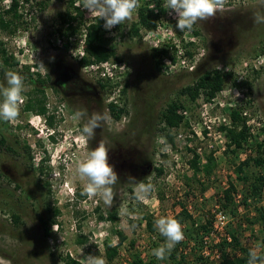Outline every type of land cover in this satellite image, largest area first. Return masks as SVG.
I'll return each instance as SVG.
<instances>
[{"label":"rangeland","instance_id":"rangeland-1","mask_svg":"<svg viewBox=\"0 0 264 264\" xmlns=\"http://www.w3.org/2000/svg\"><path fill=\"white\" fill-rule=\"evenodd\" d=\"M19 1L22 3L18 13L24 15L25 24L14 34L0 32V41L12 57L17 47L23 45L33 51L40 49V56L43 57L34 54V58L29 59L25 56L27 63H38L34 66H20L13 58L17 64L16 69L28 66L31 72L43 75L46 72L45 61L56 58L59 65L53 67L56 74L53 75L52 85L45 92L48 114L53 113L54 116L53 126H49L43 116L24 112L27 99L20 105L19 116L15 120L5 121L0 118V136L5 139V146L12 150L8 152L0 148V257L11 260V264H63L60 257L70 255L82 263L88 256L87 250L101 255L104 244L115 246L118 242L116 231H119L127 239L119 247V256L112 264H132L136 255L146 261L151 255L152 241L155 240V235L146 227V216L152 218L156 227L160 217L174 218L181 210V205H189L191 209L188 213L195 219L212 220V211L216 207L221 209L218 195L230 183L237 191L234 203L238 211L236 216L224 211L228 219L227 226L237 232L244 246L260 252L262 229L258 224L249 227L245 221V217H251L253 212L241 206L244 185L238 179L236 167L248 155L254 154L252 148L255 144L264 141V53H261L264 51V23H255L253 19L254 13L264 12V0L246 5L236 4L233 8L223 6L214 17L199 21L194 26L199 35L192 33L195 41L186 46L187 66L173 73L162 71L166 59L175 60V53L170 48L172 39H169V44L162 43L164 34H159L155 40L157 46H154L153 39L146 38L147 34L141 33L142 30L138 36L130 35V29L137 20V8L131 19L116 25L117 39L102 38L105 47L113 50L120 58L110 60L123 63L124 67V72L115 83L108 82L110 87L107 91L94 90L97 82L107 81L90 78L77 65L78 60L72 59L63 49L50 46L51 39L60 38L63 42L69 37H61L54 31L60 25L58 16L67 9L69 0H50L45 7L37 4L39 0ZM146 1L139 0V6ZM155 6L160 10L161 2ZM0 8L8 9L6 0H0ZM88 24L89 20L84 18V25L75 35L80 36ZM186 31L180 32L175 27L177 37ZM104 33L101 30V37ZM165 36V41H168V34ZM162 48L167 54L156 60L161 61V69L158 70L152 53ZM71 69L94 88L82 87L80 82L69 79L64 91L56 93L54 88H57L59 81H64V76L72 73ZM213 69L232 73L215 98L218 103L213 106L215 102H207L203 96L195 102L179 96L185 106L180 113L186 112L190 119L197 122L207 104L211 117L221 114L225 118L223 125H229L230 109L239 108L241 113L246 112V116H243L248 121L246 125L252 137L248 150L236 156L225 152L226 140L223 146L219 138L213 137L203 140L202 144L196 139L191 141V146L203 148L205 159V162L199 163L200 172L196 173L189 165L192 153L188 148L191 147L178 137L179 134L184 137L190 134L188 121L185 120L186 124L173 129L174 144L169 145L158 131L161 127L159 118L165 106L177 98L179 90ZM8 71L10 69L3 70L0 63V85L4 87H8ZM246 81L252 82L251 88L245 84ZM23 82L25 90L22 94L27 98L31 86ZM124 87L126 92L123 95ZM82 90L90 92V96L94 97V102L87 107L81 102H73L70 97L71 93ZM2 101L3 96L0 95ZM109 102L125 105L126 114L121 120L114 121L110 117L105 107ZM82 109L87 110L88 116L101 113L104 117L102 126L94 129V135L87 145L82 143L80 135L88 117L76 118V113ZM220 125L223 126L217 124L216 133L220 131ZM102 139L107 142L108 163L118 177L111 205L105 203L99 194H87V180L81 179L77 173L78 165L86 159L88 151L94 150ZM207 143H211L214 149L210 150ZM24 145L29 147L31 160L23 150ZM126 150L134 156L142 154L154 167L161 166L164 170L159 177L154 172L149 175L147 182L153 185V190L147 201L138 199L136 184L127 183L124 172L114 169L112 160L119 158L121 152ZM208 156L212 157L214 168L206 175L203 167L207 164ZM43 158H47L45 165L50 170L47 177L51 185L50 194L39 186L40 177L36 172ZM4 167L9 170L8 175H4ZM246 173L250 176L256 173L264 175V169L249 167ZM16 186L19 189L16 190ZM257 206L264 207V192ZM46 207L58 223L48 239L44 238L38 219ZM110 212H116L115 222L107 219ZM12 213L19 215V225L13 223ZM212 259L216 261L214 257Z\"/></svg>","mask_w":264,"mask_h":264},{"label":"trees","instance_id":"trees-1","mask_svg":"<svg viewBox=\"0 0 264 264\" xmlns=\"http://www.w3.org/2000/svg\"><path fill=\"white\" fill-rule=\"evenodd\" d=\"M8 9L1 10L0 8V32L3 34H14L19 27L25 24L23 19L24 15L18 13L19 11V0H10ZM28 2L29 0H24ZM50 0H39L37 3L40 7L47 6ZM60 1V0H59ZM161 0H147L144 4H141L137 9V20L132 25L130 29L131 36H138L140 30L145 29L147 31H155L158 27L159 13H154L151 9L152 4H159ZM60 25L55 28V32L61 37H68L79 33L82 26L84 25L83 15L80 13L74 14L72 2L69 0L67 3V9L59 14L58 16ZM103 20L97 18L96 24H90L86 27V39H85V51L86 56L77 62L79 67L86 66L93 62L99 63L103 61H108L111 58L115 60H120L113 50L105 47L101 38ZM176 27V24H175ZM191 32L194 35H199V31L193 27ZM261 53H264L262 51ZM167 51L162 49H155L152 53V59L155 61L156 68L161 69V61H157L158 58L166 55ZM172 58V56H171ZM53 60V61H52ZM48 62V63H47ZM44 62L45 74L41 75L39 72H31L30 67L24 66L21 69H16V63L12 56H10L7 50L4 48L3 42L0 41V63L1 68L6 70L16 72L23 77V80L31 86L30 91L27 93V101L24 106V112L27 114H34L38 116H43L46 118V122L49 126H53L54 116L48 114L47 104H46V88L50 87L53 82V75L56 74L53 71L54 66H58L56 58H52L49 61ZM53 62V63H51ZM159 63V64H158ZM53 71V72H52ZM72 73L64 76V81H59L57 85L62 82L68 85V80L80 82L82 87L90 88L92 85L85 82L80 75L71 69ZM232 76V73H222L218 70H211L198 76V78L190 85L183 87L178 91L177 98L169 102L160 115V122L158 131L165 138L166 144H174V136L172 134L173 129L179 128L182 124H186L184 116L180 113L185 106L180 101V97H185L189 102H195L200 96H203L204 100L207 102L213 100L217 95L223 90L224 83L227 77ZM77 82V83H78ZM245 84L251 88L252 82L246 81ZM88 87H87V86ZM110 87L108 82L101 83L97 82L94 90L97 91H107ZM125 88L122 90V94H125ZM56 93L60 92V89L54 88ZM106 109L110 117L114 121H119L122 119L123 115L126 114L125 105L116 104L114 102H109L106 104ZM230 124L223 125L219 127V130L225 132L226 138V153L237 155L242 151L248 150L250 144V139L252 135L247 127L246 118L242 115L239 108L231 109L229 114ZM53 140V137H51ZM5 139L0 136V148L12 152L8 146H5ZM24 152L31 160L29 155V147L24 145ZM254 154L248 155L245 160L237 164L236 171L238 173V179L244 185V193L241 199V206L244 207L246 211L252 209L253 215L250 217H245V221L249 227L256 224L260 225L262 229V239L260 241L261 250L256 252L258 256L264 257V207L257 206V203L263 197L264 192V175L256 173L253 175H248L246 173V168L255 167L260 170L264 169V141L262 143H257L252 148ZM188 151L192 153V158L189 161L191 169L198 173L200 172L199 163L200 157L191 148ZM47 158H43L40 164L36 167V172L38 173L40 179L38 180L39 186L47 194L51 193V185L48 181V175L50 174L49 167L45 165ZM115 170L119 172H124V176L127 178V183L134 185L139 182L148 183L147 179L151 173H155L156 177L163 174L164 170L160 167H154L152 162L144 157L142 154H136L134 156L131 151L126 150L121 152L119 158L112 160ZM213 159L211 156L207 157V164L203 167V171L206 175L210 174L213 170ZM19 187L16 186V190ZM206 190V188H202ZM132 196L136 197L132 191H130ZM234 194L237 191L232 183L222 190L218 195V202L221 210L228 211L231 215L236 216L238 211V206L234 203ZM79 195V194H78ZM97 212V209H96ZM57 211L54 212L56 214ZM250 214V213H249ZM11 218L15 225L21 223L19 215L16 213L11 214ZM102 218V216L100 217ZM179 220L184 232V239L177 243L171 254L168 255L164 260H158L153 254V249L160 247L165 243L166 238L157 231L155 227V222L150 216H146V227L149 232L155 235V240L152 241L150 246L151 255H149L148 260L141 259L139 255H136L132 260V264H248L249 252L255 251V249L250 246L243 245L238 237L235 230L230 229L227 226L225 234L218 238L215 242L214 239L209 235L212 229V220L210 219H195L192 214L188 213L186 206L181 205V210L174 217ZM41 226L42 234L45 239L52 236L53 227L57 226L58 223L51 217L49 210H44L43 215L38 217ZM110 222H115L117 220L116 212H110L107 216ZM137 223V222H136ZM116 236L118 242L115 246L108 245L107 243L102 246V254L91 253L87 250L88 256H102L106 259L107 264H112L114 260L119 256V247L126 241V237L119 231H116ZM205 237L209 238V241L205 242ZM86 240V238H84ZM83 240V242H84ZM208 245V250L213 252L214 249L217 250L218 259L215 261L210 258V255H204L203 249ZM133 243L131 246L133 247ZM54 257L53 255H51ZM63 264H82L81 261L75 259L70 255H65L60 257Z\"/></svg>","mask_w":264,"mask_h":264},{"label":"clouds","instance_id":"clouds-1","mask_svg":"<svg viewBox=\"0 0 264 264\" xmlns=\"http://www.w3.org/2000/svg\"><path fill=\"white\" fill-rule=\"evenodd\" d=\"M225 0H167V8L171 9L177 17L176 28L180 32L191 31L199 22L214 17L223 8ZM139 7V0H83V8L103 20L104 28L111 30L132 18L134 11ZM255 23H264V12L253 14ZM7 85H0V118L5 121L15 120L19 116V108L26 101L23 77L13 71L6 73ZM238 96L239 93H236ZM87 116L88 119L81 130L80 139L87 145L94 135V129L101 127L104 117L101 113H92L88 116L87 110L82 109L76 113L77 119ZM107 142L102 139L98 146L88 151L87 157L77 168L81 179H86L85 191L90 196L101 195L105 203L111 205L115 196L114 186L118 177L113 167L108 163ZM137 198L147 201L152 193L151 183H136ZM160 234L166 238L164 244L153 249L152 254L158 260H164L175 245L184 239V232L179 220L173 217L162 216L156 221ZM0 264H11V260L0 257ZM82 264H107L102 256H87ZM248 264H264V257L258 256L256 251L249 252Z\"/></svg>","mask_w":264,"mask_h":264},{"label":"built area","instance_id":"built-area-1","mask_svg":"<svg viewBox=\"0 0 264 264\" xmlns=\"http://www.w3.org/2000/svg\"><path fill=\"white\" fill-rule=\"evenodd\" d=\"M72 2V7L74 10V13H80L83 15V17L87 20H89V26L90 24H96L97 23V16L94 14H91L88 10L83 8V0H70ZM256 0H225L224 6L226 8H233L236 4L237 5H246L248 3H251ZM10 0H6L7 7H9ZM22 1L19 2L21 4ZM151 9L154 13H162V15L159 17L160 23H158V27L155 31H147L145 29H142L141 33H145L146 38L153 39L154 46H157V42L155 40L159 37V34H164V39L161 40V42H167L169 44V39H172V43L170 48L175 53V60L174 59H166L164 63L166 65H163L162 71L164 73H173L179 70V68H186L187 66V58H186V46L195 41L194 36L192 32L186 31L183 35L180 37H177V32H175V24L177 23V17L176 14L171 10L167 8V0H161V9L157 10L155 4H152ZM104 21L102 24V30L105 32L101 38H108V39H117L116 33L117 28L114 26L110 31L106 30L104 28ZM161 24V25H159ZM166 33L168 34L167 40ZM85 39H86V27L82 29V34L80 36L71 35L67 38L66 41H61L60 38L51 39L50 40V46L54 48L63 49L72 59H76L80 61L86 56L85 51ZM104 40V39H103ZM109 47V46H107ZM17 51L13 54V58L16 62L19 63L20 66L30 64L31 66H34L33 64H38L37 62H31L27 63L25 61V56H27L29 59L34 58V54L39 57L41 55V50L36 48L35 51L33 49L27 48L25 45L18 46ZM43 57V55H42ZM40 56V58H42ZM39 59V58H38ZM123 63L116 62L114 60H108L103 62H93L91 64H88L86 66H83V72L91 76L90 78H93L95 80L99 81H107V82H113L119 78V76L124 72V67L122 65ZM213 103V106L218 103V101L214 98L211 100ZM210 101V102H211ZM117 103V102H116ZM210 104V103H208ZM234 106V105H230ZM234 109V108H231ZM230 109V111H231ZM229 111V114H230ZM182 115L184 116L185 120L188 121L190 134L187 137H184L183 135L179 134L178 137L182 141H184V144L193 148L195 153L200 157V162H205V159L203 157V148L201 146H191V141L197 140L200 144H202L203 140H206L208 138H219V143L223 146L225 143V132L220 130L216 133V127L217 124H224L225 118L222 117L221 114H217L213 117H211L209 113V107H207V104L203 107V110L200 112L199 121H193L189 118V116L186 114V112H183ZM242 115L246 116V112L242 113ZM221 121L223 123H221ZM248 122V121H247ZM221 126V125H220ZM219 127V126H218ZM219 129V128H218ZM207 147L211 150L214 149L213 145L211 143H207ZM224 148H222L223 150ZM188 212H190L191 206L186 207ZM213 213V219H212V229L210 232V236L212 239L215 240V242L218 241V238L223 236L225 234V230L228 224V219L221 209L216 207L212 211ZM205 242L209 241L208 237H205ZM204 255H210L212 256L210 258L218 259V253L217 250L214 249L213 252L208 250V245L203 249Z\"/></svg>","mask_w":264,"mask_h":264},{"label":"flooded vegetation","instance_id":"flooded-vegetation-1","mask_svg":"<svg viewBox=\"0 0 264 264\" xmlns=\"http://www.w3.org/2000/svg\"><path fill=\"white\" fill-rule=\"evenodd\" d=\"M65 87L66 85L63 84L62 82H60V84L57 85V88L60 89V92L64 91ZM82 91H76L74 93H71L70 97H72L71 99L73 100V102H81L83 106L87 107L89 103L92 104V102H94L93 100L94 97L90 96V92L84 90ZM3 173L4 175H8L9 170L4 167Z\"/></svg>","mask_w":264,"mask_h":264}]
</instances>
